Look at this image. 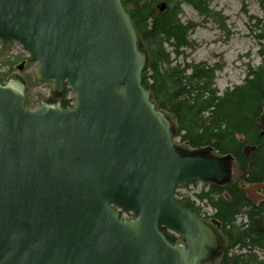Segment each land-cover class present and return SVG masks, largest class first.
<instances>
[{"label":"water","instance_id":"obj_1","mask_svg":"<svg viewBox=\"0 0 264 264\" xmlns=\"http://www.w3.org/2000/svg\"><path fill=\"white\" fill-rule=\"evenodd\" d=\"M12 40L36 62L35 79L57 96L67 83L74 103L29 110L24 81L0 75V264L215 260L217 229L175 190L224 184L231 168L212 151L178 148L170 118L142 85L149 57L122 0H0V41ZM240 185L250 201L263 198L264 183ZM257 223L264 232V214Z\"/></svg>","mask_w":264,"mask_h":264},{"label":"trees","instance_id":"obj_2","mask_svg":"<svg viewBox=\"0 0 264 264\" xmlns=\"http://www.w3.org/2000/svg\"><path fill=\"white\" fill-rule=\"evenodd\" d=\"M162 3H166L164 10ZM182 3L205 15L211 13L205 0H122L149 56L142 85L151 93L156 107L170 118L175 136L189 149L178 145L184 153L212 151L232 163L238 172L237 179L229 184L212 183L210 191L218 197L207 198L215 210L214 218L221 223L224 239L219 264H264V232L256 224L264 213V194L255 204L240 185L241 180L246 184L264 182V128L259 126L264 112V25L257 35L262 46V63L249 70L243 84L221 93L214 83V68L205 63L172 65L165 45L177 56L183 53V47L190 45V25L183 24L177 13ZM69 91L65 88L61 96L63 107L72 101L68 99ZM246 145H255L256 150L246 155ZM205 196L199 195L202 200ZM180 204L197 214L192 204ZM239 216H246L247 222L237 224ZM160 229L171 243H176L174 234ZM235 248L238 253H231ZM244 249L250 251L239 253ZM255 249L263 252L262 259L252 253Z\"/></svg>","mask_w":264,"mask_h":264},{"label":"rangeland","instance_id":"obj_3","mask_svg":"<svg viewBox=\"0 0 264 264\" xmlns=\"http://www.w3.org/2000/svg\"><path fill=\"white\" fill-rule=\"evenodd\" d=\"M205 1L209 5L210 14L205 15L187 3H182L177 12L180 21L185 25H190L188 33L190 45L182 48L183 53L180 56L172 53L168 44L165 47L170 53L172 65L183 64L184 62L190 64L205 63L214 68V83L217 89L223 93L227 89L243 84L249 70L262 63V46L257 35L260 32L259 27L264 25V0ZM22 64V69H19ZM36 66V62L30 61L29 54L20 43L12 40L3 44L0 41L2 82L6 83L15 77L24 81L26 84V108L29 110L39 107L40 102L51 95L48 85L35 79ZM66 88L69 87L66 86ZM71 98H73V94L72 91H69L68 99ZM72 104L71 102L69 106ZM174 141L182 149L189 150L179 137L175 136ZM230 164L232 165V163ZM231 167L232 180L237 179L238 172L233 166ZM211 184L194 182L186 187H178L175 195L179 203L192 204L198 218L209 224H212L211 220L214 218L215 210L210 206L209 201L202 202L197 195L201 192L210 191ZM241 222H247L246 216L238 217L236 223ZM213 226L218 230L215 224ZM218 233L222 240L219 256L213 261L202 264H219L220 257L224 252V239L219 230ZM175 235L177 241L173 244L182 243L181 238L177 234ZM255 250L257 251L252 253H256L261 259L263 252L259 249ZM231 253H238V250L233 249Z\"/></svg>","mask_w":264,"mask_h":264},{"label":"flooded vegetation","instance_id":"obj_4","mask_svg":"<svg viewBox=\"0 0 264 264\" xmlns=\"http://www.w3.org/2000/svg\"><path fill=\"white\" fill-rule=\"evenodd\" d=\"M61 99V97H58L57 95H55V94H53V93H51V95L50 96H48L47 97V100L48 101H58V100H60ZM196 182H198V181H196ZM201 182H204V181H201ZM200 182V183H201ZM231 182V178L229 179V181L228 182H225L224 184H220V185H226V184H229ZM217 184V183H216ZM205 194H207V196H205V198H217L218 196L217 195H215V194H213V193H211V191H207V192H205ZM208 200V199H207ZM209 202H210V204L212 205V202H211V199L209 200ZM213 206V205H212ZM214 219V218H213ZM218 228V230L219 231H221L220 229H221V226H219V227H217ZM239 251V250H238ZM248 251H250V250H247V249H244V250H242L241 252H239V253H243V254H245V253H247ZM257 250H254V251H252V252H256ZM262 258H263V256H262ZM261 258V259H262Z\"/></svg>","mask_w":264,"mask_h":264},{"label":"bare ground","instance_id":"obj_5","mask_svg":"<svg viewBox=\"0 0 264 264\" xmlns=\"http://www.w3.org/2000/svg\"><path fill=\"white\" fill-rule=\"evenodd\" d=\"M70 100H72L71 102H73V98H71ZM194 182H196V181H194ZM259 183H264V182H259ZM254 184V183H253ZM259 193L261 194L262 193V190H260L259 191ZM247 195V194H246ZM248 196V195H247ZM264 214V213H263ZM262 216V214L259 216V218ZM131 217V214L129 213V214H126V213H123V212H120V218L121 219H128V218H130ZM258 218V219H259ZM257 219V220H258ZM256 224H257V227H258V223H257V221H256ZM175 235V234H174ZM176 236V235H175Z\"/></svg>","mask_w":264,"mask_h":264}]
</instances>
